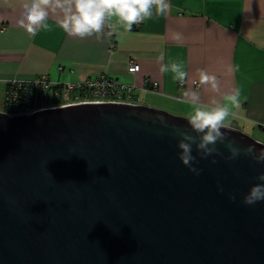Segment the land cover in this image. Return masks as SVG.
Wrapping results in <instances>:
<instances>
[{
	"label": "water",
	"instance_id": "1",
	"mask_svg": "<svg viewBox=\"0 0 264 264\" xmlns=\"http://www.w3.org/2000/svg\"><path fill=\"white\" fill-rule=\"evenodd\" d=\"M174 128L190 131L141 105L0 113V264H264V201L242 203L264 162L193 146V175Z\"/></svg>",
	"mask_w": 264,
	"mask_h": 264
},
{
	"label": "crops",
	"instance_id": "2",
	"mask_svg": "<svg viewBox=\"0 0 264 264\" xmlns=\"http://www.w3.org/2000/svg\"><path fill=\"white\" fill-rule=\"evenodd\" d=\"M24 0H0V113H3L9 80H32L46 76L49 81L79 82L106 76L121 84L139 88L141 106L188 119L191 106L178 99L188 89L201 93L204 102L234 88L241 90V108L230 116V128L255 141L264 136V0H170L172 9L163 17L153 16L131 31L116 24L109 36L78 39L68 36L51 18V30L35 36L19 27ZM181 33L182 41L173 39ZM163 63L182 61L186 82L173 80L171 73L159 72ZM138 65L128 72L129 62ZM230 65L238 70L228 71ZM216 75L220 92L199 84L198 70ZM157 83L155 93L142 89L145 82ZM252 121L254 123H249Z\"/></svg>",
	"mask_w": 264,
	"mask_h": 264
},
{
	"label": "clouds",
	"instance_id": "3",
	"mask_svg": "<svg viewBox=\"0 0 264 264\" xmlns=\"http://www.w3.org/2000/svg\"><path fill=\"white\" fill-rule=\"evenodd\" d=\"M172 5L170 0H24L21 18L17 21L19 27L29 35L35 36L39 30L49 31L51 26L47 22L54 18L57 26L68 36L86 39L91 37L101 38L105 29H110L107 35L115 30V21L123 26L126 31H131L133 25H138L145 20L163 17L170 13ZM173 39L177 42L184 39L181 33H174ZM159 72L171 73L174 81L186 82L188 73L184 63L178 60H169L163 63L165 57L161 53ZM238 67L230 65L228 71L235 73ZM199 84L207 86L213 93L220 92V81L216 75L209 74L204 69L198 70ZM178 99L181 104L191 106V112L187 119L190 131L173 129L179 137L177 148L178 159L181 164L193 175H199L200 169L193 165L197 162L196 156L192 155L193 146L201 160L209 156H219L221 153L215 145L224 143L229 155L228 160H234L241 154L249 156L254 162H264V148L258 152L253 145L243 149L233 147V142L228 140L227 133L223 130L230 129L228 118L236 113L234 109L241 108V90L234 88L231 92L223 95L222 100L215 98L204 102L201 93L195 89H188ZM249 123H254L249 121ZM193 133L195 135H193ZM211 163H216L213 159ZM261 183L253 185L243 197L242 203L252 206L264 201V174L256 178ZM222 191V189H220ZM235 200V195L229 197Z\"/></svg>",
	"mask_w": 264,
	"mask_h": 264
},
{
	"label": "built area",
	"instance_id": "4",
	"mask_svg": "<svg viewBox=\"0 0 264 264\" xmlns=\"http://www.w3.org/2000/svg\"><path fill=\"white\" fill-rule=\"evenodd\" d=\"M139 67L129 62L128 72L134 74ZM157 83L145 82L141 90L150 93L157 91ZM140 89L121 84L104 75L79 82H51L46 76L32 80H9L6 85L4 101L8 106L4 114L9 116H28L38 111L77 104H123L140 105L137 92ZM19 101L18 103H16ZM16 103V104H15ZM20 110L14 113L13 105ZM13 106V107H12ZM264 132V124L260 125Z\"/></svg>",
	"mask_w": 264,
	"mask_h": 264
},
{
	"label": "trees",
	"instance_id": "5",
	"mask_svg": "<svg viewBox=\"0 0 264 264\" xmlns=\"http://www.w3.org/2000/svg\"><path fill=\"white\" fill-rule=\"evenodd\" d=\"M19 101H17L16 103H18ZM15 103V104H16ZM15 104L12 106L15 110H17V111H15L14 113H19V112H21L20 110H18L16 107H15ZM7 109H8V106L6 105V103H5V101L3 102V110L4 111H7Z\"/></svg>",
	"mask_w": 264,
	"mask_h": 264
},
{
	"label": "rangeland",
	"instance_id": "6",
	"mask_svg": "<svg viewBox=\"0 0 264 264\" xmlns=\"http://www.w3.org/2000/svg\"><path fill=\"white\" fill-rule=\"evenodd\" d=\"M2 98H3V95H0V103L2 101ZM259 140L262 142V144H264V136L261 139H259Z\"/></svg>",
	"mask_w": 264,
	"mask_h": 264
}]
</instances>
